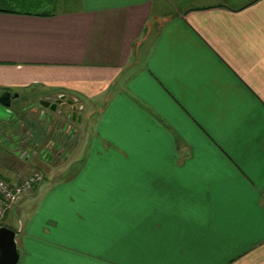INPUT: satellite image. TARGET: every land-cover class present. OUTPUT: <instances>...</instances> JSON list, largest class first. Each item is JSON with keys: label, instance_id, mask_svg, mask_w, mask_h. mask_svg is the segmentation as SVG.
I'll list each match as a JSON object with an SVG mask.
<instances>
[{"label": "crops", "instance_id": "crops-1", "mask_svg": "<svg viewBox=\"0 0 264 264\" xmlns=\"http://www.w3.org/2000/svg\"><path fill=\"white\" fill-rule=\"evenodd\" d=\"M55 1L0 12L18 264H264V0Z\"/></svg>", "mask_w": 264, "mask_h": 264}, {"label": "water", "instance_id": "water-1", "mask_svg": "<svg viewBox=\"0 0 264 264\" xmlns=\"http://www.w3.org/2000/svg\"><path fill=\"white\" fill-rule=\"evenodd\" d=\"M27 97H20L19 94L12 95L10 92L0 94V111L5 117L12 118L16 113L12 110V105L26 100ZM54 102V103H53ZM40 105L48 109L60 119L71 120L81 114L72 101L66 100L63 96H57L55 99H46L40 102ZM49 113H47L48 117ZM52 119V116L50 117ZM18 233L6 226L0 227V264H18L20 253L17 242Z\"/></svg>", "mask_w": 264, "mask_h": 264}, {"label": "built area", "instance_id": "built-area-1", "mask_svg": "<svg viewBox=\"0 0 264 264\" xmlns=\"http://www.w3.org/2000/svg\"><path fill=\"white\" fill-rule=\"evenodd\" d=\"M76 102L78 101L74 99L73 105H76ZM67 132L70 134L72 131ZM42 179L43 174L39 170H33L20 181H8L0 177V227L7 213L23 196L31 194Z\"/></svg>", "mask_w": 264, "mask_h": 264}, {"label": "trees", "instance_id": "trees-1", "mask_svg": "<svg viewBox=\"0 0 264 264\" xmlns=\"http://www.w3.org/2000/svg\"><path fill=\"white\" fill-rule=\"evenodd\" d=\"M55 3V0H0V12L18 14H50L56 9ZM2 226L6 225L2 222ZM15 231L18 233L17 230Z\"/></svg>", "mask_w": 264, "mask_h": 264}, {"label": "rangeland", "instance_id": "rangeland-1", "mask_svg": "<svg viewBox=\"0 0 264 264\" xmlns=\"http://www.w3.org/2000/svg\"><path fill=\"white\" fill-rule=\"evenodd\" d=\"M5 115H3L0 111V120H8V118H5ZM66 142V141H65ZM68 143V142H67ZM35 160V159H34ZM34 160H30L29 164H31L32 166H35L34 168H37L43 172L46 173V170L42 167L39 166L38 164L35 163ZM55 163V161L51 162V164H49L50 166H53V164ZM48 179H52V177L50 175H48ZM39 183V182H38ZM36 188V186L34 187V189ZM29 195V194H28ZM39 194L37 193L36 196H38ZM27 195L23 196L26 197ZM17 205V209H11L8 212V215L5 216L3 224H5L7 227H9L10 229L16 230L19 226V220L23 219L24 217V213L19 210L18 208L23 207L25 205V203L21 202L20 200L16 203Z\"/></svg>", "mask_w": 264, "mask_h": 264}]
</instances>
